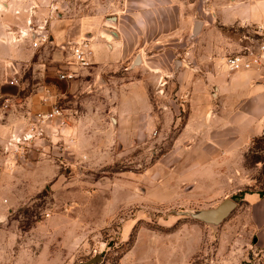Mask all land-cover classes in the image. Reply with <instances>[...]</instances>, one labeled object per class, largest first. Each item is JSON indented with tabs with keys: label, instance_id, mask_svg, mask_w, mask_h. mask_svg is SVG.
I'll return each mask as SVG.
<instances>
[{
	"label": "crops",
	"instance_id": "crops-1",
	"mask_svg": "<svg viewBox=\"0 0 264 264\" xmlns=\"http://www.w3.org/2000/svg\"><path fill=\"white\" fill-rule=\"evenodd\" d=\"M97 2L0 0V96L24 101L29 125L37 112L49 111L57 101L70 136L60 142L61 161L80 155L91 159L103 147L109 154L114 145L127 155L153 133L161 139L176 129L185 111L159 166L168 159L170 167H185L176 178L189 185L216 175V167L240 166V156L264 136V62L237 72H229L225 62L250 45L241 41L245 29L264 26V0ZM74 4L98 12L77 15L70 12ZM196 21L201 26L194 35ZM105 23L117 37L104 34ZM30 30L44 31L48 42L33 47L25 34ZM85 36L90 37L92 66L75 80H59V69H74L67 43ZM251 50L257 52L258 45ZM138 55L140 64L134 66ZM23 65L32 71L28 83L21 81ZM139 71L154 74V91L146 76L135 77ZM17 75L20 81L11 84ZM25 85L31 88L20 96Z\"/></svg>",
	"mask_w": 264,
	"mask_h": 264
},
{
	"label": "rangeland",
	"instance_id": "rangeland-1",
	"mask_svg": "<svg viewBox=\"0 0 264 264\" xmlns=\"http://www.w3.org/2000/svg\"><path fill=\"white\" fill-rule=\"evenodd\" d=\"M141 74L154 91V74L134 75ZM21 81H32L29 66ZM23 88L20 96L31 87ZM175 89L171 81L169 93ZM25 106L0 96V264H82L96 255L97 264H264V136L240 156V166L216 167L219 173L189 185L176 178L185 167L158 164L185 111L176 129L161 139L153 133L127 155L114 145L109 154L103 147L94 158L61 161L49 132L25 139ZM226 197L239 205L217 229L179 214Z\"/></svg>",
	"mask_w": 264,
	"mask_h": 264
},
{
	"label": "built area",
	"instance_id": "built-area-1",
	"mask_svg": "<svg viewBox=\"0 0 264 264\" xmlns=\"http://www.w3.org/2000/svg\"><path fill=\"white\" fill-rule=\"evenodd\" d=\"M252 32L241 37V41L246 40L250 45H242V49L239 52L227 56L225 64L229 72L252 69L264 62V26L258 25ZM32 33L34 34L33 37ZM25 34L32 38V46L36 48L46 44L49 40V35L44 31L35 33L30 30V32ZM89 43L90 40L85 38L67 43V47L72 53L69 65L73 66L74 69H59L57 72L59 80H75L80 76L82 70L92 66ZM253 44L258 45L257 52L251 50ZM10 83L17 84L18 79L13 77ZM47 99L45 100L47 101ZM66 128H68L67 116L57 101H54L49 111L35 114L25 139L43 137V134L49 131V135L56 138L58 143H60L63 141L62 138L64 136L66 138L70 137L65 134Z\"/></svg>",
	"mask_w": 264,
	"mask_h": 264
},
{
	"label": "water",
	"instance_id": "water-1",
	"mask_svg": "<svg viewBox=\"0 0 264 264\" xmlns=\"http://www.w3.org/2000/svg\"><path fill=\"white\" fill-rule=\"evenodd\" d=\"M111 20H115V17H111ZM201 26L200 21H196L194 24L193 34H197L199 28ZM104 34H110L113 37H117L115 31L108 30L107 28L103 31ZM87 40H90V37H84ZM140 64V56L138 55L134 61V66ZM179 64V61H177ZM114 121V119H113ZM238 202H236L233 198L226 197L224 198L217 206L210 208H191L185 211L180 212V215L190 217L196 221H199L207 226H210L214 229H217L221 224H223L236 210L238 207ZM102 261V257L100 255H96L87 262L82 264H97Z\"/></svg>",
	"mask_w": 264,
	"mask_h": 264
},
{
	"label": "trees",
	"instance_id": "trees-1",
	"mask_svg": "<svg viewBox=\"0 0 264 264\" xmlns=\"http://www.w3.org/2000/svg\"><path fill=\"white\" fill-rule=\"evenodd\" d=\"M257 140V139H256ZM255 141V140H254ZM260 195L262 196V197H264V190L262 191V192H260Z\"/></svg>",
	"mask_w": 264,
	"mask_h": 264
}]
</instances>
